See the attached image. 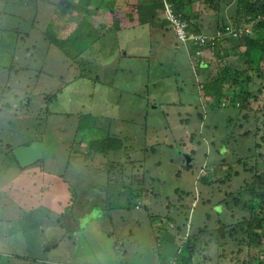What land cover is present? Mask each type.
<instances>
[{
    "label": "rangeland",
    "instance_id": "rangeland-1",
    "mask_svg": "<svg viewBox=\"0 0 264 264\" xmlns=\"http://www.w3.org/2000/svg\"><path fill=\"white\" fill-rule=\"evenodd\" d=\"M175 11L216 43L186 51L169 19ZM256 16L239 0H0V161L16 166V148L47 143L32 169L65 173L66 193L60 209L31 195L30 181L19 185L25 204L14 194L20 209L2 196L0 264H158L153 219L176 234L178 258L264 264V78L256 70L264 52L245 42L264 44ZM50 33L85 52L72 58ZM226 73L233 78L223 82ZM215 81L220 107L203 97ZM103 137L121 148L87 159L89 143ZM51 158L58 161L45 169ZM94 190L103 199L92 200ZM59 213L82 219L75 233ZM56 240L63 247L45 252Z\"/></svg>",
    "mask_w": 264,
    "mask_h": 264
},
{
    "label": "trees",
    "instance_id": "trees-1",
    "mask_svg": "<svg viewBox=\"0 0 264 264\" xmlns=\"http://www.w3.org/2000/svg\"><path fill=\"white\" fill-rule=\"evenodd\" d=\"M29 2H30V0H29ZM239 2H242V4H244V7L246 8V11L248 13L253 12V13H255L257 15L255 21L258 24H257L256 27H259V29L262 30L264 28V0H239ZM98 9H100V8H98ZM176 10L179 11L178 9H176ZM176 13L180 14L181 12H176ZM180 15L182 16V19L189 24L190 31L193 32V33H196L191 28V25L189 23L190 22L189 16L187 14H184V13L180 14ZM17 32H19V29H18ZM240 32H242V31H240ZM196 34H198V33H196ZM47 38L50 40V42L52 44L56 45L61 51L65 52V53H68L69 56H71L72 58H75L76 55H78V54H83L85 52V50H86V48H83V49L81 48V51H79L78 53H75V52L71 51L68 47H66V43H68L69 45H73L72 41L67 42L65 40H61V39L57 38V35H54L52 33L48 34ZM90 38H91V36H90ZM8 39L6 38V40H8V42H7L8 43V47L6 49L7 50L9 49L8 55H10L9 57H11L12 56V52H11L10 49H13V52L15 53L14 44H12V42L14 40V34H11L8 37ZM87 40L89 42V46L90 47H94L95 46L93 41L91 42L90 39H87ZM245 42H246L247 47L249 45H250L251 49H255L257 47H261L263 49V52H264L263 41H258V40H256L253 37H251V38L247 37V38H245ZM192 48H197V47H192ZM67 50H70V52H68ZM246 54H247V56L246 55L245 56L247 57V59L251 60V58L249 57V52H246ZM261 59H263L262 60V65L260 64V69L256 68V70H258V72L260 73V76L262 78H264V56H262ZM247 63H249V62L247 61ZM87 64H88V62L85 63V65H87ZM78 69L80 71V73L78 74V77H86V75L84 74L82 69H80L79 67H78ZM233 75H235V74H233ZM229 78H233V77L226 73L225 77L223 75V77L220 78V80L225 82ZM235 80H236V75H235L234 81ZM221 81H215L212 84V86H210V87L209 86H204V92L205 93H203V97L206 98V99H209V101H210L209 104L211 105V107H214V106H216V107L219 106L220 107L221 106L222 99H223L222 98ZM212 87H214L216 89L215 90V94H213L214 91L211 89ZM211 98H213V99H211ZM241 98H242L241 99L242 102L249 107L250 100L248 98V95H242ZM247 106H243L242 108L246 109ZM245 116L248 117V115H245ZM229 120H230V122H232L233 120H236V119L230 117ZM87 121H89V120H87ZM88 148L90 150V154L87 157V159H89L90 157L92 158V156H91L92 155V150H95L96 154L101 156L102 154L109 153V151H111V150L120 149L121 148V143H119L118 140H116L114 138H110V137H103V138H99V139L96 138L94 142L91 141L89 143ZM134 183H137V182H134ZM139 189H140L139 192H138L139 193V197L143 198L144 197V193L140 192V191L143 190L142 186ZM101 194L103 195V192L102 193L101 192L98 193L96 190H94L92 192V200L96 201V199H103V196H101ZM109 195H110V193H109ZM105 202H106V199H105ZM95 204H96V206H98V204L96 202H95ZM124 208H129V206L128 207L124 206ZM102 214H104V211H102ZM93 215H94V210L88 216L90 217V216H93ZM76 218H78V217H76L74 214H70V215L68 214L67 217L63 218L66 228L69 229L72 233H75L76 230H77L76 229L77 227L75 225L76 222H77ZM78 220L81 221L82 219L78 218ZM153 221L155 222V223L153 222V225L157 229V233H158L156 238H155V246H156V251L158 252V258H159L158 264H171L170 259L172 260V264H176L175 262H176L177 259L181 260L180 264H188V263L191 264L192 263L191 262V257L189 259L185 258V257H179L178 258V255H177V251H178L177 245H178V243L175 241V238H174L176 236V234L171 233V228L169 230L163 231L162 228H164V225L163 226H161V224H157L156 225V222L158 220L155 221V219H153ZM163 232H169V235H167V234L160 235ZM187 244L190 245V246L195 245L194 243L191 244V242H187ZM164 251H167V252L165 253ZM192 264H194V263H192Z\"/></svg>",
    "mask_w": 264,
    "mask_h": 264
},
{
    "label": "crops",
    "instance_id": "crops-1",
    "mask_svg": "<svg viewBox=\"0 0 264 264\" xmlns=\"http://www.w3.org/2000/svg\"><path fill=\"white\" fill-rule=\"evenodd\" d=\"M174 34H175V32H174ZM181 44H183V43H181ZM183 46L185 47L186 51H189L190 48H192V47H190L188 45H185V44H183ZM186 47H188V48H186ZM146 87H147V85H146ZM32 142H34V141L26 142L23 145L24 146H29L30 144H32ZM13 155H14L13 156L14 157V159H13L14 163H15L16 166H18V165L20 166L19 169H16V166H11V163L8 160L6 162L4 160V157L0 161V167L2 165H5L6 166V170L8 172V173H5L6 170L2 171L1 168H0V200H1V198H2V196L4 194L9 193L11 195V198L8 199L9 203H7V204L10 205V204H12L14 202L15 206H16L15 208L20 209L19 207L21 206V204L17 203L18 201L15 199L14 194L19 197V200H21V198L25 200L26 196L22 192H20L19 185H20V182L22 184H24V183L30 181L31 184H32L31 195H33L36 198H38V196L42 195L44 198H48L49 200L55 199V201H57V207L54 206L52 209H54V208H59L60 209L62 201L66 198L65 197L66 193H65L64 182L63 181L61 182L60 179H58V176L59 175L63 176V174H65V173H63V172L59 173L57 171V172L50 173V174L44 173L46 175V176H44L42 173L38 172V170L35 168V171H37L38 174H39L38 175L32 169L34 166H37V164L36 165H31V166H28V167H22L20 165V163L18 162L17 158L15 159L14 151H13ZM96 156H100V155L96 154ZM51 160L58 161V159H52V158L49 159V160L47 159L45 167H44L45 169H48V167H47V165L49 163L48 161H51ZM26 173H29V175L27 174L28 175L27 177L20 178L22 176H25ZM47 175H50V176L54 177V180L52 182H49L48 179H47ZM18 177H19V180L17 179ZM43 180L48 183L47 186L46 185L44 186ZM42 185H43V187H42ZM92 186H94L93 183H92ZM52 188H54V189H52ZM50 190L52 192H54V193H49ZM51 194L55 195V197H51ZM5 201H7V200H5ZM21 202H23V201L21 200ZM38 203H39V205H43V206L44 205H49V202L38 201ZM7 204L3 203L0 206V210H3L4 206H8ZM22 204H25V203L23 202ZM44 210H45V208L43 209V207L41 206V210L38 211V212L44 213V212H46V210L45 211ZM93 210L95 211L96 208L93 209ZM38 212H34V213L31 212L30 213V220H32V221L39 220L40 218L36 217ZM101 212H102V210H101ZM59 217L60 218L62 217V219H63L64 214L59 213ZM0 223H2V222L0 221ZM109 233L114 235V233H112V232H109ZM6 239H10L9 242L11 243L10 235L7 236ZM60 242H61V240H56L55 241V246L53 248H51V249L48 248L49 247V244H48L44 248V251L45 252H50V250H55V249H58V248H62L63 247L62 243H64V240L61 242V246H60ZM47 249H48V251H46ZM17 256H19V255H13L14 258L17 257ZM18 258H21V257L19 256Z\"/></svg>",
    "mask_w": 264,
    "mask_h": 264
},
{
    "label": "built area",
    "instance_id": "built-area-1",
    "mask_svg": "<svg viewBox=\"0 0 264 264\" xmlns=\"http://www.w3.org/2000/svg\"><path fill=\"white\" fill-rule=\"evenodd\" d=\"M169 19L173 26L175 36L181 43L185 45L192 43L195 46L214 45L216 43L215 37H208L191 32L189 24L182 19L181 15L173 14ZM223 106H226V103H223Z\"/></svg>",
    "mask_w": 264,
    "mask_h": 264
},
{
    "label": "water",
    "instance_id": "water-1",
    "mask_svg": "<svg viewBox=\"0 0 264 264\" xmlns=\"http://www.w3.org/2000/svg\"><path fill=\"white\" fill-rule=\"evenodd\" d=\"M47 148V143L34 142L29 146H20L14 150V154L22 167H28L34 165L44 159V153ZM188 160V164L192 161L189 154L182 153Z\"/></svg>",
    "mask_w": 264,
    "mask_h": 264
},
{
    "label": "clouds",
    "instance_id": "clouds-1",
    "mask_svg": "<svg viewBox=\"0 0 264 264\" xmlns=\"http://www.w3.org/2000/svg\"><path fill=\"white\" fill-rule=\"evenodd\" d=\"M30 145H31V144H30ZM182 153H183V152H182ZM44 154H45V153H44ZM180 155H181V154H180ZM181 156H182V155H181ZM15 157H16V156H15ZM183 157H184V156H183ZM184 158H185V157H184ZM44 159H45V155H44ZM44 159H43V160H44ZM185 159H186V158H185ZM189 164H190V163H189ZM34 165H36V164H34Z\"/></svg>",
    "mask_w": 264,
    "mask_h": 264
}]
</instances>
